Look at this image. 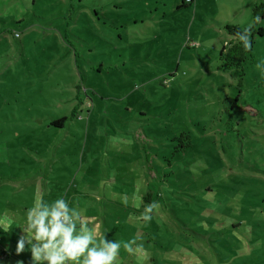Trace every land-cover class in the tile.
I'll return each instance as SVG.
<instances>
[{"label": "rangeland", "instance_id": "rangeland-1", "mask_svg": "<svg viewBox=\"0 0 264 264\" xmlns=\"http://www.w3.org/2000/svg\"><path fill=\"white\" fill-rule=\"evenodd\" d=\"M181 3L0 0V264L50 192L144 244L117 264H264V35L241 79L218 60L264 0Z\"/></svg>", "mask_w": 264, "mask_h": 264}, {"label": "clouds", "instance_id": "clouds-1", "mask_svg": "<svg viewBox=\"0 0 264 264\" xmlns=\"http://www.w3.org/2000/svg\"><path fill=\"white\" fill-rule=\"evenodd\" d=\"M260 23L264 20L258 14L252 24L234 34L245 51H252V29L254 24ZM256 68L264 71V60L258 62ZM122 202L127 206L128 198L123 197ZM158 210V203H149L138 219L150 222L152 214ZM10 223V220L0 221V228L10 232ZM100 227L94 218H85L78 207L70 206L66 198L46 201L41 196L25 213L15 253L30 251V264H117L121 248L130 255L148 257L143 243H137L136 239H109L106 233L100 232ZM16 264L24 262L19 260Z\"/></svg>", "mask_w": 264, "mask_h": 264}, {"label": "trees", "instance_id": "trees-1", "mask_svg": "<svg viewBox=\"0 0 264 264\" xmlns=\"http://www.w3.org/2000/svg\"><path fill=\"white\" fill-rule=\"evenodd\" d=\"M181 4H182L181 7L187 6V5H184V0H182ZM258 14L260 15L261 19H264V4H262V3L254 5L252 7V10H251L252 23H253L254 17ZM257 27H258V24H254L253 29H252V31H253V44H254V37L255 36L260 37V36L264 35V34H260V30ZM242 29L243 28H241L237 25H233V24H226L223 26L224 32L228 36H230L232 39L227 44V46H223L220 49L219 55H218V60L220 62L219 69H222V68L240 69V71H241V74L239 76L240 79L242 78V75H243L242 70H241L242 66H243L244 62L247 60V58H250L251 52H252V51H245L243 49L242 45L240 44V42L234 38V34L237 31H242ZM240 79H239V82H240ZM63 121H65V119L53 121L51 124L53 126L58 127L61 125V123ZM184 138L188 142V137L184 136L183 134H181L177 138V140H178V142H180V144L183 143V145L179 147L181 149L188 147V144H189V143H184V141H183Z\"/></svg>", "mask_w": 264, "mask_h": 264}, {"label": "crops", "instance_id": "crops-1", "mask_svg": "<svg viewBox=\"0 0 264 264\" xmlns=\"http://www.w3.org/2000/svg\"><path fill=\"white\" fill-rule=\"evenodd\" d=\"M15 195H20V194H15ZM40 196V195H39ZM58 197V193H54V192H50V193H48V194H45L44 196H43V198H50V201H53V200H55L56 198ZM39 198V197H38ZM46 201H48V200H46ZM24 206H25V204H23ZM16 207H18V208H21L20 207V205H17ZM25 209V210H24ZM23 210L24 211H27V207L25 206V207H23ZM15 257V256H14ZM17 261H19V258L17 259Z\"/></svg>", "mask_w": 264, "mask_h": 264}, {"label": "built area", "instance_id": "built-area-1", "mask_svg": "<svg viewBox=\"0 0 264 264\" xmlns=\"http://www.w3.org/2000/svg\"><path fill=\"white\" fill-rule=\"evenodd\" d=\"M184 1L189 2V0H184Z\"/></svg>", "mask_w": 264, "mask_h": 264}]
</instances>
